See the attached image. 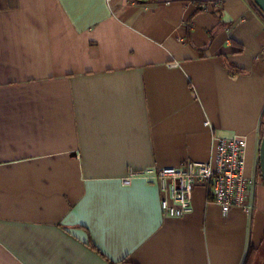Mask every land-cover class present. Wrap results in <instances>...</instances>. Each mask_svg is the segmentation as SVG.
<instances>
[{"label":"crops","instance_id":"0c3cea01","mask_svg":"<svg viewBox=\"0 0 264 264\" xmlns=\"http://www.w3.org/2000/svg\"><path fill=\"white\" fill-rule=\"evenodd\" d=\"M216 9L230 26L209 42ZM258 11L247 0H0V264H241L249 238L261 249L259 185L252 212H223L202 183L193 209L169 216L155 182L122 183L130 170L212 161L214 135L231 133L246 137L254 175Z\"/></svg>","mask_w":264,"mask_h":264},{"label":"built area","instance_id":"2783aa9c","mask_svg":"<svg viewBox=\"0 0 264 264\" xmlns=\"http://www.w3.org/2000/svg\"><path fill=\"white\" fill-rule=\"evenodd\" d=\"M217 141L218 153L213 161L187 160L180 167L133 170L123 179V183L128 185L137 177L155 182L161 193L162 212L169 216H181L192 210L194 186L200 183L208 185L223 212L234 206L248 208L247 197L254 179L246 176L243 171L246 138L234 134L219 136Z\"/></svg>","mask_w":264,"mask_h":264},{"label":"trees","instance_id":"16d2710c","mask_svg":"<svg viewBox=\"0 0 264 264\" xmlns=\"http://www.w3.org/2000/svg\"><path fill=\"white\" fill-rule=\"evenodd\" d=\"M248 3L250 5H252V7H254L257 11L259 9L258 6L254 5V0H247ZM258 8V9H257ZM204 8L202 7H197L195 9V11L192 13V15L196 12H199V11H202ZM258 13L260 15H262L260 13V11H258ZM214 14L217 16L218 18V23L217 25L214 27V29L211 30L210 32V39H209V42L220 32L222 31L223 29H227V27L230 26V23L229 22H225L222 18V11L221 10H214ZM263 16V15H262ZM191 17V16H190ZM209 44V43H208ZM226 67L227 69L229 70V73L232 74V75H236V74H240V73H248L249 70L247 69H244V68H240L238 67L237 65L235 64H232L230 62H227L226 63ZM264 134V110L261 114V118H260V127H259V144H258V149H259V145H260V141H261V137L263 136ZM258 158H259V150H258ZM257 158V171H256V174L259 176L261 175V166H260V162H259V159ZM252 223V219H251V222ZM249 223V224H250ZM250 230H251V224H250ZM246 252H245V255H244V259L243 261L241 262V264H252L253 261L255 260L254 257H255V253L257 251L258 248L254 247L250 241V238L248 240V245H247V248H246Z\"/></svg>","mask_w":264,"mask_h":264},{"label":"rangeland","instance_id":"374dc122","mask_svg":"<svg viewBox=\"0 0 264 264\" xmlns=\"http://www.w3.org/2000/svg\"><path fill=\"white\" fill-rule=\"evenodd\" d=\"M254 5H256V6H258L259 7V5H257V3L254 1ZM260 8V7H259ZM261 9V8H260ZM264 110V109H263ZM263 112V111H262ZM209 124V123H208ZM208 124H206V125H208ZM234 134H236V133H231V134H227V135H221V136H230V135H234ZM240 135V134H239ZM243 136V135H242ZM219 136H215L214 135V139L216 140V149H215V155H214V159L216 158V155H217V153H218V148H217V138H218ZM245 137V136H244ZM246 138V137H245ZM261 139H262V137H261ZM246 143H247V141H246ZM260 143H261V141H260ZM258 144H259V142H258ZM258 146V145H257ZM260 147V146H259ZM259 150V149H258ZM245 158H246V148H245ZM258 158V157H257ZM213 159V160H214ZM212 160V161H213ZM208 161V160H207ZM211 161V160H210ZM244 164H245V160H244ZM257 159L255 160V162H254V175L252 176V175H248V174H246V173H244L246 176H248V177H253V179H254V183H253V186H252V188H251V190H250V194H249V196L248 197H250L252 194H253V192H254V189H257V187H258V185L264 190V180H263V178H262V175H257L256 174V171H257ZM166 167V166H165ZM176 167V166H175ZM177 167H180V166H177ZM131 171H133V170H130V172ZM135 171H139V170H135ZM243 171H244V169H243ZM130 172H129V174H130ZM128 174V175H129ZM127 175V176H128ZM126 177V176H125ZM124 177V178H125ZM124 178H122V183H123V179ZM124 184V183H123ZM200 184H202V183H200ZM204 184V183H203ZM125 185V184H124ZM205 185H207V184H205ZM159 188V187H158ZM207 188H208V192H209V194H210V196H211V199L212 200H214V198H213V196H212V194H211V192H210V188L208 187V185H207ZM194 191V190H193ZM161 194V193H160ZM192 197H193V194H192ZM247 197V198H248ZM249 199V198H248ZM160 200H161V197H160ZM215 201V200H214ZM216 202V201H215ZM249 204V203H248ZM234 207H237V206H234ZM238 207H241V206H238ZM233 208V207H232ZM192 209H193V206H192ZM246 209V211H248V212H252V205L251 204H249L248 205V208H245ZM185 215V214H184ZM182 216V215H181ZM259 253V257H261V256H263L264 255V246H261V249H257V251H256V255H255V257H254V259L256 258V256H257V254ZM253 262H255V260L253 261ZM253 264V263H252Z\"/></svg>","mask_w":264,"mask_h":264},{"label":"water","instance_id":"95a60500","mask_svg":"<svg viewBox=\"0 0 264 264\" xmlns=\"http://www.w3.org/2000/svg\"><path fill=\"white\" fill-rule=\"evenodd\" d=\"M257 5H259V7L261 8V10L264 12V0H254ZM259 162H260V166H261V175H262V178L264 180V134L262 136V139H261V143L259 145Z\"/></svg>","mask_w":264,"mask_h":264}]
</instances>
